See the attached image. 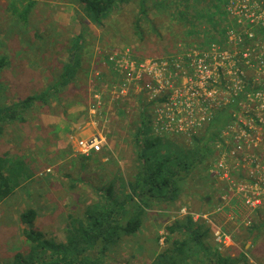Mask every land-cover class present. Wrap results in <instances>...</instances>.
Masks as SVG:
<instances>
[{
	"label": "rangeland",
	"instance_id": "374dc122",
	"mask_svg": "<svg viewBox=\"0 0 264 264\" xmlns=\"http://www.w3.org/2000/svg\"><path fill=\"white\" fill-rule=\"evenodd\" d=\"M187 1L189 13L205 5L203 0ZM218 1L222 11L220 25L210 29L208 37L191 33L192 29L177 19L156 17L154 12L149 14L156 32L143 23V35L139 37L131 26L134 14L138 13L136 3L126 5L97 27L89 23L76 0H0V56H7L9 61V66L0 73L1 103L11 105L28 95L42 92L57 81L60 65L68 61L71 41L81 30L90 45L87 51L92 54L86 71L78 74L85 87L69 94L58 93L48 99V104L37 103L24 115L23 124L14 122L3 128L0 155L23 157L31 177L0 203V264L10 261L15 252L27 251L23 226L19 222V215L26 209L33 208L37 212L34 223L37 230L48 238L63 241L70 223L68 216L82 217L85 207L97 200L95 188L118 175L127 180L135 173L133 134L142 104L149 102L152 90L161 86L165 93L177 98L178 107L188 103L189 100L183 98L187 90L182 91V87L168 81L166 75L159 78V83L150 84L143 78L136 80V72H126L122 74L123 86L119 81L122 76L114 70L113 64H106L109 57L117 56L116 61L128 58L136 64L160 66L186 54L207 51L214 45L221 52L231 53H241L247 47L228 43L226 28L236 27L223 11L224 0ZM205 27L207 25L201 28ZM256 40L257 37L252 45L257 43ZM132 52L141 59L133 57ZM146 84H150V91ZM121 90L126 95H120ZM213 90L216 91L215 100L211 95L213 104L208 105L216 108L222 105L218 104L220 89L215 87ZM190 100L193 114L204 111L200 105L204 103L199 98L191 97ZM250 105L245 104V108L235 112L244 118ZM165 110L162 102L148 108L150 128L154 133L156 124L155 134L161 133L158 127L161 124L153 119ZM209 111L212 108L201 115ZM164 134L160 136L188 142L181 135ZM92 135L104 138L102 150L82 157L77 153V141ZM221 142L213 145L208 169L203 173L208 176L206 184L188 182L185 186L191 192L189 196H181L180 204L148 211L138 234L110 253L103 264H148L149 258L166 246L165 228L189 213L193 214V221L211 227L207 244L212 251L235 256L244 250L249 252L251 264H264V240L246 233L252 224L264 218V204L256 209L245 205V198L250 195L248 187L240 193L241 197L240 194L236 196L235 185H246L242 179L245 172L234 163H224L228 180H216L210 175L211 166L214 170L219 159L228 160L222 156L228 151L226 142L229 144L230 141L222 139ZM203 198L209 199L203 201ZM217 232L226 238L221 239L220 244L216 239Z\"/></svg>",
	"mask_w": 264,
	"mask_h": 264
},
{
	"label": "trees",
	"instance_id": "16d2710c",
	"mask_svg": "<svg viewBox=\"0 0 264 264\" xmlns=\"http://www.w3.org/2000/svg\"><path fill=\"white\" fill-rule=\"evenodd\" d=\"M203 1L204 7L189 13L187 0H76L89 23L97 27L126 5L136 3L138 13L134 14L131 26L139 37L143 35V23L149 24L156 32L149 12H154L156 17L177 19L180 24L188 25L191 33L210 36V29L220 25L222 11L218 0ZM203 25L207 28L202 29ZM85 36L81 30L73 37L68 61L60 65L59 77L52 85L8 106L0 101V136L5 125L23 124L24 115L37 103L48 104V99L58 93L69 94L86 86L85 83L82 85V77L78 75L86 71L87 61L92 57L87 51L90 45ZM132 54L141 59L137 53ZM107 63L110 64L109 61ZM8 66V57L1 55L0 73ZM2 86L0 83V98L3 96ZM153 103L142 104L139 123L133 134L135 173L127 180L118 175L95 188L97 200L85 207L82 217L68 216L70 223L63 241L48 238L37 230L34 226L37 212L33 208L26 209L19 215V222L23 226L22 236L27 251L15 252L10 261L2 264H103L110 253L138 234L148 211L180 204L181 196H189L191 192L185 186L188 182L206 184L208 176L203 173L208 169L213 145L221 141L220 129L229 122L228 112L220 111L206 127L185 142L153 135L148 112ZM28 172L23 157L0 155V203L30 179ZM209 198H203V201ZM165 231V248L152 255L148 264H251L247 251L235 256L212 251L207 244L211 227L193 221L189 215L175 220ZM246 233L254 235L257 240H264V218L252 224Z\"/></svg>",
	"mask_w": 264,
	"mask_h": 264
},
{
	"label": "built area",
	"instance_id": "2783aa9c",
	"mask_svg": "<svg viewBox=\"0 0 264 264\" xmlns=\"http://www.w3.org/2000/svg\"><path fill=\"white\" fill-rule=\"evenodd\" d=\"M224 2L223 11L228 19L233 20L231 22L236 27V29L226 28L227 40L229 44L247 46L241 53L221 52L214 45L207 51L186 54L178 60L165 62L160 66H151L149 63L136 64L128 58L116 61L117 56L109 57L108 61L122 76L119 81L123 86L125 80L122 74L134 71L138 76L136 80L143 78V81L153 84L159 83V78L166 75L168 81L172 80V83L180 85L182 91L187 90L183 98L189 101L187 104H180L179 107L176 105L177 98L170 96L168 92L165 93L161 86L152 90L153 94L150 99L148 98L147 103L162 102L166 106L165 112H161L162 114L153 119L161 124L158 125L160 134H155V124L154 136L166 132L164 135H181L189 139L206 127L220 111L226 110L229 122L220 129L219 140L230 141L229 144L226 142L228 148L226 155L222 156L228 160L219 159L214 170L211 166L210 175L216 180H228L226 165L236 164L245 172L242 179L247 185L241 187L233 184L236 186V196L248 187L250 195L245 198V205L256 209L264 204V0H224ZM255 37L257 43L252 45ZM150 84H146V89L149 91ZM215 87L220 89L218 104H222L216 108L208 105L210 102L213 104L211 95L213 101L215 100L216 91L213 90ZM120 95H126V92L121 90ZM191 97L199 98L204 103L200 104L202 108L204 107V111L210 108L212 111L203 115L201 114L204 111L193 114ZM245 104H251L250 111L245 113L244 118H240L235 110L245 108ZM155 113L156 111L153 113L154 116ZM182 116L185 117L181 118ZM199 118H201L199 122H194ZM104 143L105 140L101 135H92L77 141V153L82 157L99 153ZM216 144L220 145L222 142L218 141ZM215 234L219 244L221 239H226L219 232Z\"/></svg>",
	"mask_w": 264,
	"mask_h": 264
}]
</instances>
